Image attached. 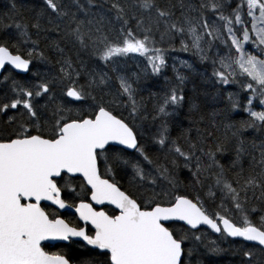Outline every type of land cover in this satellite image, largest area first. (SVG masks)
<instances>
[{"label": "snow or ice", "instance_id": "snow-or-ice-1", "mask_svg": "<svg viewBox=\"0 0 264 264\" xmlns=\"http://www.w3.org/2000/svg\"><path fill=\"white\" fill-rule=\"evenodd\" d=\"M0 76V264H264V0H9Z\"/></svg>", "mask_w": 264, "mask_h": 264}, {"label": "trees", "instance_id": "trees-1", "mask_svg": "<svg viewBox=\"0 0 264 264\" xmlns=\"http://www.w3.org/2000/svg\"><path fill=\"white\" fill-rule=\"evenodd\" d=\"M19 2V0H18ZM8 7H9V0H0V13H3V12H7L8 11ZM199 66V65H198ZM168 75H170V71L168 72ZM20 77L21 80H24V79H28L30 78V74H25V75H18ZM197 83H199V80L197 78L196 80ZM189 88H191V85H189ZM232 90H237L236 89V86H233ZM119 179V177H118ZM181 179H185L184 175L182 174L181 175ZM185 183H187V181H185ZM121 184L123 185V187L127 188L128 185L126 184L125 181H121ZM183 190V189H182ZM188 191L190 192L191 190L188 189ZM209 208L211 210V205H209ZM224 247H227V245H224ZM214 260H219V264H234V262L238 259L237 257H234L232 256L230 253L229 254H226L225 256L223 257H219V258H212Z\"/></svg>", "mask_w": 264, "mask_h": 264}, {"label": "flooded vegetation", "instance_id": "flooded-vegetation-1", "mask_svg": "<svg viewBox=\"0 0 264 264\" xmlns=\"http://www.w3.org/2000/svg\"><path fill=\"white\" fill-rule=\"evenodd\" d=\"M38 67H39L41 70H42L43 68H46V66H44V65H38ZM13 74L15 75V77H16L17 79H20V77H19L18 75H25L26 73H18V72H16L15 70H13ZM2 79H3V77L0 76V80H2ZM97 207L99 208L100 206H97ZM104 207H105L106 210H111V208H112L113 206L105 205ZM62 215H63L65 218H73V219H74V214H73V212H71V211H67V210H65V211L62 212ZM214 238H215L214 234H211L210 231H209V239H214ZM60 247H62V245H61V244H57L56 247H50L49 250H50V251H57V250H59Z\"/></svg>", "mask_w": 264, "mask_h": 264}, {"label": "rangeland", "instance_id": "rangeland-1", "mask_svg": "<svg viewBox=\"0 0 264 264\" xmlns=\"http://www.w3.org/2000/svg\"><path fill=\"white\" fill-rule=\"evenodd\" d=\"M172 55H177V56H179L180 59H191V58L189 57V55L186 54V53H173ZM170 63H171V59H170ZM198 67H199V66H198ZM44 70H46V68H43L41 71H44ZM133 70H134V69H133ZM170 75H171V71H170Z\"/></svg>", "mask_w": 264, "mask_h": 264}, {"label": "water", "instance_id": "water-1", "mask_svg": "<svg viewBox=\"0 0 264 264\" xmlns=\"http://www.w3.org/2000/svg\"><path fill=\"white\" fill-rule=\"evenodd\" d=\"M65 211V210H64ZM67 211H71V210H67ZM71 212H73V211H71ZM210 231V230H209Z\"/></svg>", "mask_w": 264, "mask_h": 264}]
</instances>
